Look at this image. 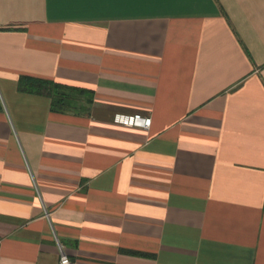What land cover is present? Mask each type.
I'll use <instances>...</instances> for the list:
<instances>
[{"label":"crops","instance_id":"1","mask_svg":"<svg viewBox=\"0 0 264 264\" xmlns=\"http://www.w3.org/2000/svg\"><path fill=\"white\" fill-rule=\"evenodd\" d=\"M59 242L73 264H264V0H0V264H60Z\"/></svg>","mask_w":264,"mask_h":264},{"label":"trees","instance_id":"2","mask_svg":"<svg viewBox=\"0 0 264 264\" xmlns=\"http://www.w3.org/2000/svg\"><path fill=\"white\" fill-rule=\"evenodd\" d=\"M19 88L22 91L51 97L53 108L56 110L75 109L86 92L84 88L28 75L21 76Z\"/></svg>","mask_w":264,"mask_h":264},{"label":"built area","instance_id":"3","mask_svg":"<svg viewBox=\"0 0 264 264\" xmlns=\"http://www.w3.org/2000/svg\"><path fill=\"white\" fill-rule=\"evenodd\" d=\"M115 121L131 126V127H144L148 128L151 124V117L143 115L141 113H135L133 115H127L123 116L122 118H115ZM59 248H60V264H73L70 257L66 253V251L63 248V245L59 242Z\"/></svg>","mask_w":264,"mask_h":264},{"label":"rangeland","instance_id":"4","mask_svg":"<svg viewBox=\"0 0 264 264\" xmlns=\"http://www.w3.org/2000/svg\"><path fill=\"white\" fill-rule=\"evenodd\" d=\"M77 105L81 106L82 104H81V102H78Z\"/></svg>","mask_w":264,"mask_h":264}]
</instances>
